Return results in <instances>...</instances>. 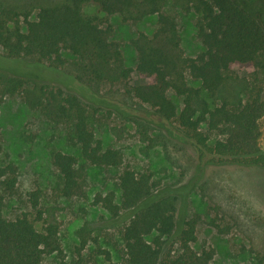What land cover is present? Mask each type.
<instances>
[{
    "label": "trees",
    "instance_id": "trees-1",
    "mask_svg": "<svg viewBox=\"0 0 264 264\" xmlns=\"http://www.w3.org/2000/svg\"><path fill=\"white\" fill-rule=\"evenodd\" d=\"M166 1L61 0L38 6L33 18L30 9L0 6V47L7 57L48 61L57 68L65 64L62 52L66 51L79 71L77 82L85 87L41 83L0 70V97L20 95L27 106L69 130L79 155L58 150L51 157L60 195L85 197V165L117 167L122 163L121 151L103 147L95 136L92 121L98 110L115 106L93 90V83H122L128 94L153 108L157 125L170 137L194 140L213 157L237 165L264 167V152L258 144L264 100L257 94L236 99L226 93L235 68L264 69L262 11L236 0H174L185 12L197 14L196 35L203 50L189 57L181 48L176 18L163 10ZM86 4L96 5L102 15L85 13ZM113 14L132 22L150 14L157 17L152 34L140 32L131 40L135 70L147 80L144 84L127 82L131 68L124 64L118 44L109 39L108 16ZM187 74L200 86L190 85ZM202 90L212 102L202 96ZM171 92L180 103L169 96ZM202 125L208 133L200 131ZM210 133L216 135L211 144ZM0 178L5 190H13L15 166H0ZM118 187V202L112 192L95 197V203L102 202L113 216L133 209L121 231L124 257L113 261L106 254L105 264H212V247H193L196 221L176 218V196L153 198L156 185L151 173L125 168L118 176ZM30 201L37 212L35 219H42L36 192ZM55 251H61L56 224L45 221L38 229L28 214L8 219L0 209V264H41L45 254ZM256 259L257 264H264V256Z\"/></svg>",
    "mask_w": 264,
    "mask_h": 264
},
{
    "label": "rangeland",
    "instance_id": "rangeland-1",
    "mask_svg": "<svg viewBox=\"0 0 264 264\" xmlns=\"http://www.w3.org/2000/svg\"><path fill=\"white\" fill-rule=\"evenodd\" d=\"M59 1L0 0V6L30 9L33 18L38 6ZM236 1L259 8L264 16V0ZM163 10L177 20L184 55L194 57L201 52L203 46L196 35L197 14L185 12L174 0H167ZM84 11L102 15L93 4H86ZM108 21L109 39L118 44L124 64L131 68L128 84L146 83L135 70L136 52L131 40L140 32L152 34L157 26L156 15L132 22L113 14ZM62 56L65 64L56 68L48 61L9 58L0 47V70L31 81L59 82L84 90L77 82L79 71L72 64V55L63 51ZM187 80L190 85L200 86L188 74ZM91 87L115 106L98 110L92 124L103 147L121 151L122 163L117 167L85 165V197L60 195L58 171L51 161L58 150L79 155L69 130L27 106L20 95L0 97V166L12 163L16 168L13 190H5L0 178V209L8 219L28 214L38 229L45 221L57 225L61 251L45 254L41 264H105L106 254L113 261L124 257L121 231L133 209L113 216L102 202L95 203V197L112 192L118 202V176L125 168L151 173L156 185L153 198L176 196V218L196 221L193 247H212V264H257L256 257L264 256V167L237 165L230 159L213 157L194 140L183 142L170 137L157 125L159 119L153 108L128 94L122 83H93ZM226 93L236 99L257 94L264 100V69L235 68ZM201 94L212 102L204 90ZM169 96L176 103L181 102L172 92ZM164 123L176 133L185 132ZM258 123V144L264 152V112ZM200 131L208 133L204 125ZM210 134L209 144L216 138ZM33 192L38 196L40 220L35 219L37 212L31 205Z\"/></svg>",
    "mask_w": 264,
    "mask_h": 264
}]
</instances>
